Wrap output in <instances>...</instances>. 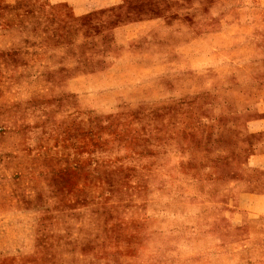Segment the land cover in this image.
Segmentation results:
<instances>
[{"label":"rangeland","instance_id":"1","mask_svg":"<svg viewBox=\"0 0 264 264\" xmlns=\"http://www.w3.org/2000/svg\"><path fill=\"white\" fill-rule=\"evenodd\" d=\"M161 5L140 60L0 0V264H264V0Z\"/></svg>","mask_w":264,"mask_h":264},{"label":"crops","instance_id":"2","mask_svg":"<svg viewBox=\"0 0 264 264\" xmlns=\"http://www.w3.org/2000/svg\"><path fill=\"white\" fill-rule=\"evenodd\" d=\"M51 6L63 7L70 15L65 20L55 24L58 36L68 39L69 44L98 39L105 41L110 35L114 46L126 51H133V57L140 60L147 59L148 44L159 42L164 34L176 32L177 35L190 30V26L178 18L174 20V13L180 10L172 8L171 15L168 9L161 4L183 3L194 0H47ZM150 2L155 3L150 6ZM160 11L166 15L158 16ZM61 38V37H60ZM134 44H137L134 46ZM145 53V55L143 54ZM175 53V54H174ZM143 55V56H142ZM176 55L177 61L184 58V45L177 41L172 57ZM163 60L168 55L161 54ZM164 65V63H162ZM248 130L253 133H264V119L248 125ZM260 176L264 175V155L260 154ZM264 178V177H263ZM260 198L264 200V180H260ZM264 210V208H263ZM260 217H264V214Z\"/></svg>","mask_w":264,"mask_h":264}]
</instances>
